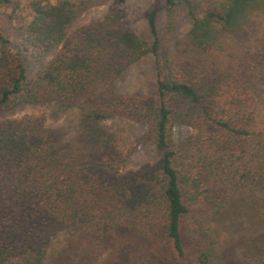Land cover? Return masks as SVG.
I'll return each mask as SVG.
<instances>
[{
    "label": "trees",
    "instance_id": "1",
    "mask_svg": "<svg viewBox=\"0 0 264 264\" xmlns=\"http://www.w3.org/2000/svg\"><path fill=\"white\" fill-rule=\"evenodd\" d=\"M101 1L31 0L15 41L0 28V116L54 103L80 118L65 142L41 116L0 119V264H65L73 249L105 264H223L212 220L235 200L264 218V0H164L166 42L156 9L150 42L110 21L77 26ZM179 8L191 28L178 42ZM148 56L157 95L120 94ZM116 119L146 127L156 163L122 171ZM181 126L201 132L178 142ZM263 247L246 263H263Z\"/></svg>",
    "mask_w": 264,
    "mask_h": 264
},
{
    "label": "rangeland",
    "instance_id": "2",
    "mask_svg": "<svg viewBox=\"0 0 264 264\" xmlns=\"http://www.w3.org/2000/svg\"><path fill=\"white\" fill-rule=\"evenodd\" d=\"M10 1L11 3L3 5L4 7L0 9V28L6 37L15 41L18 38V26L24 19L31 17L29 6L31 0ZM189 2L196 7L200 5V8L208 9L214 5L215 0H189ZM164 7V0H104L89 6L76 25L110 21L115 24L116 29L132 32L142 40L150 42L147 14L156 9L159 36L163 42H166L167 12ZM178 11L177 39L179 42L187 36L191 26L183 10L179 8ZM175 42L171 41L174 48L178 45ZM256 88L261 104L260 122H264V81L257 83ZM117 91L123 95L156 96L155 58L148 56L144 61L133 66L117 83ZM30 114L43 117L48 128L61 132L64 142L76 135L80 124L76 109L65 110L54 103L40 107L30 105L12 114L0 116V119L20 118ZM106 125L111 127L118 136L119 150L130 155L128 162L122 166L123 172L136 170L159 160V153L148 137L143 124L128 119H116L107 122ZM200 132L196 128L181 126L175 129V137L178 142H181L199 135ZM230 203L224 213L212 220L211 226L220 245L223 264H247L243 251L247 248L254 249L257 245L264 246L262 209L258 204L245 200H235ZM75 233L63 234L56 238L51 248L52 252L54 254L61 252ZM259 252L264 253V247ZM70 253L71 258L65 264H105L104 258H100L101 260L88 258L82 250L77 252L73 249Z\"/></svg>",
    "mask_w": 264,
    "mask_h": 264
}]
</instances>
